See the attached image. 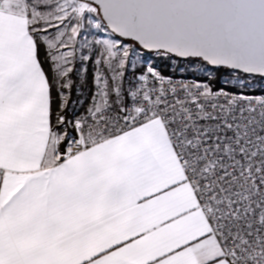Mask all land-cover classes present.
<instances>
[{
  "label": "snow or ice",
  "instance_id": "obj_1",
  "mask_svg": "<svg viewBox=\"0 0 264 264\" xmlns=\"http://www.w3.org/2000/svg\"><path fill=\"white\" fill-rule=\"evenodd\" d=\"M0 264H264V0H0Z\"/></svg>",
  "mask_w": 264,
  "mask_h": 264
}]
</instances>
